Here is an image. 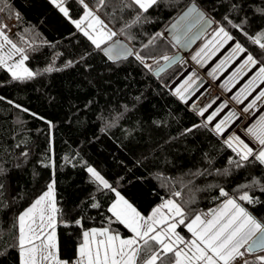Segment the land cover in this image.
Returning a JSON list of instances; mask_svg holds the SVG:
<instances>
[{"label":"trees","instance_id":"1","mask_svg":"<svg viewBox=\"0 0 264 264\" xmlns=\"http://www.w3.org/2000/svg\"><path fill=\"white\" fill-rule=\"evenodd\" d=\"M67 2L72 19H78L79 0ZM87 2L96 6V0ZM192 3L258 54V46L222 17L235 23L246 18L245 31L254 36L264 30V15L257 11L264 9V0H161L144 14L147 22L128 30L135 39L117 37L146 57L171 56L178 47L163 31ZM120 4L111 0L106 10L116 12L109 26L117 32L135 15L131 9L120 10ZM233 4L242 10L233 12ZM0 9V23L8 25L10 38L27 51L26 63L39 73L20 82L0 68V264H21L17 218L52 181L62 213L57 224L59 258L74 261L83 232L108 227L115 194L100 188L88 167L97 169L144 215L170 198L189 217L208 213L226 199L219 195L220 188L236 197L242 185L254 180L264 184V166L234 169L229 160L235 153L171 92L183 64L156 76L153 70L163 60L152 63L151 71L134 56L114 62L96 50L52 0H0ZM106 11L99 14L108 23ZM49 67L53 70L45 71ZM22 152L28 153L26 158ZM243 190L264 201L259 187ZM97 203L99 208L92 206ZM244 206L264 220V204ZM112 227L121 236L131 235L123 226ZM178 231L189 236L183 226Z\"/></svg>","mask_w":264,"mask_h":264},{"label":"snow or ice","instance_id":"2","mask_svg":"<svg viewBox=\"0 0 264 264\" xmlns=\"http://www.w3.org/2000/svg\"><path fill=\"white\" fill-rule=\"evenodd\" d=\"M110 2L111 0H96V6H91L87 0H79L82 15L78 19H72L67 0H52L59 11L71 20V23L83 33L95 49L114 62L134 56L137 61L151 71L152 65L147 63V59H153L156 64L163 60L166 64L159 69L160 72L174 64L187 63L182 57L176 56L163 55L159 59L151 56L146 57L118 40H114L118 35L124 34L130 40L135 39L128 30L147 22V16L144 14L148 13L149 9L160 3L161 0H121L120 10L131 9L135 15L130 23L125 22L121 26L119 32L109 26L117 19L115 11L111 13L106 11ZM231 8L233 12L242 10L240 4H233ZM2 10L0 9V11ZM100 10H105L106 14L110 15L108 23L101 18ZM257 11L264 15V9H257ZM17 19H19L18 14ZM222 19L258 46L260 51L257 56L249 52L223 24H220L218 28L214 29L212 39L191 59L196 64L203 66L205 58L215 55L220 47L232 42L234 46H231L230 53L220 60L208 75L218 78L217 73L226 70L227 65L244 54L242 62L222 85L227 87L246 69L250 70L259 65L256 75L241 89L240 95H244L249 93V89L257 81L264 84V30L254 36L249 35L244 27L249 23L246 18L240 23L233 22V19L227 15ZM180 22L188 24L183 33H179V27L182 26ZM215 23L218 22L209 17L198 5L193 4L180 16L177 24L172 25L173 39L176 44L188 47L200 38L199 33L189 36L192 28L201 27L202 31H206ZM9 32L8 25L0 23V51L6 47L9 49L7 58L0 55V68L6 69L13 80L20 82L31 80L39 73L26 66L25 62L29 59L27 51L10 38ZM157 36H163V33H158ZM154 40L155 38L149 44L154 43ZM185 41L186 43H183ZM210 45L212 46L211 50L206 51L209 50ZM144 47L147 48L148 45ZM16 54H19L18 60H14ZM52 70L51 67L45 69V71ZM199 86H201L200 79L197 73L192 71L175 89L174 94L186 103L187 98ZM232 99L242 102L236 96ZM260 99H264V90L260 91L256 97V100ZM214 103L215 100L198 109L199 115L205 117V123L202 125L205 128L216 120L224 108H227V103H222L209 113V109ZM16 107L20 108L21 106L16 105ZM253 107H255V100L242 112L248 113ZM22 110L28 111L27 109ZM205 113L208 115L205 116ZM240 119L241 114L230 111L210 130L217 136H225L231 123ZM195 127H201V125ZM188 131L191 132L192 129H188ZM246 131L256 141L257 147L249 146L234 133H228L224 138L226 146L235 153V156L229 160V164L234 169L245 168L253 164L264 166V115L259 118L257 124L247 127ZM21 155L26 158L28 153L22 152ZM2 171L0 169V172ZM87 171L100 188L115 194V200L108 208V212L111 214L107 220L108 227L92 228L83 232V241L79 245L76 264H264V220L258 219L244 206L245 203L249 205L264 204V201L250 195L249 191L243 190L257 186L260 192L264 193V184H261L259 180H254L252 184L242 185V190L236 197L230 196L228 192L220 188L219 195L226 199L218 209L211 210L209 213L194 214L189 217V214L175 199H168L153 209L152 214L146 217L137 211L121 195L120 191L113 187L95 168L88 167ZM230 171L225 170L224 174H230ZM3 188L4 185L0 184V189ZM180 195V192L174 193L176 197ZM92 206L100 207L98 203ZM60 215L62 213L54 196L53 182L49 185L48 190L17 218L21 264H68L67 261L59 258L56 228ZM76 223L83 226L79 220ZM112 225L123 226L132 235L127 238L122 237ZM181 226L187 229L191 238L186 239L184 235H181L177 230Z\"/></svg>","mask_w":264,"mask_h":264},{"label":"crops","instance_id":"3","mask_svg":"<svg viewBox=\"0 0 264 264\" xmlns=\"http://www.w3.org/2000/svg\"><path fill=\"white\" fill-rule=\"evenodd\" d=\"M219 26H220V22L215 23L214 26L210 29V31L207 32V34H205V36L202 37L201 40H199V42L194 46L192 50H190L188 54L190 61L189 62L187 61V63L184 64L185 67L171 82L170 89L171 92L174 93L175 89L180 86V84L187 77V75H189L192 71H195L200 79L201 86H199L198 89L194 90L193 94H191L187 98L186 104H188L189 107L199 115L198 109L207 106L213 100H215V103L213 104L212 108L209 109V113L213 109H215L218 105H222V103H227V108H224V110L220 113V115L216 118V120H214L212 124H209L208 126L212 128V126L216 122H218L221 118L227 115L230 111H235L236 113L241 114V119L235 121L234 123H231V126L229 127L228 132L225 133V136L228 135V133H234L240 136L241 139L245 141V143L249 144V146L255 148L257 147V143L247 133L246 128L257 124L259 122V118L262 115H264V99L256 100V97L258 96L259 92L264 90V84H261L259 81H257L256 84H254L252 88L249 89L250 94L245 93L244 95H240V91L242 88H244V86L248 83V81L251 80L256 75V73L258 72L259 65H257L256 67H252L250 70L246 69L245 72H242L240 76H238L235 80H233L227 87H223L222 85L224 84V81H226L231 76L232 72L235 71V69L242 62L244 58V54H241V56L236 58L234 62H231L229 65H227L226 70L217 73L218 78H213L212 76L208 75V73L215 67L217 63L220 62V60H222L225 56H227L230 53L231 46H234L232 45V42H229V44L220 47L219 50L215 52V55H210L209 57L205 58V63L203 66L196 64V62L191 59L192 56L196 54V52H198L209 40L212 39V36L214 34V29L218 28ZM226 29L230 31L228 28ZM231 34L236 38L237 41H239L245 48L248 49V47H246L235 34H233L232 32ZM211 48L212 46L210 45L209 50L206 51H210ZM8 51L9 49L6 47L3 51H0V55H4L5 58H7ZM248 51L251 52L254 56H257L250 49H248ZM19 58H20L19 54H16L14 56V60H18ZM9 62L11 63L13 61H9ZM25 64L27 67H29L26 62ZM234 96L239 97V100L242 102H237V100L232 99V97ZM254 100H255V107H253L250 110V112L243 113L242 110L245 107H247L249 104H251ZM207 115L208 113H205V116ZM199 117L201 116L199 115ZM201 118L205 122V117H201ZM225 136H219V137L224 141ZM222 203L216 208H213L212 210L218 209L222 205ZM133 207L135 206L133 205ZM137 211L139 210L137 209ZM141 214L144 215L143 213ZM198 214H202V213H198ZM144 216L147 217L150 215H144ZM188 238H191L190 233L187 239Z\"/></svg>","mask_w":264,"mask_h":264},{"label":"water","instance_id":"4","mask_svg":"<svg viewBox=\"0 0 264 264\" xmlns=\"http://www.w3.org/2000/svg\"><path fill=\"white\" fill-rule=\"evenodd\" d=\"M193 4L198 5L197 3H192L191 5H189L185 10L181 11V13H180V14H179V15H178V16H177V17H176V18H175V19H174L169 25H167V27H166L165 30L163 31L164 34H165L167 37H169V39H171V40L173 41V43L178 47V51H176V53H174V54L171 55V56L182 57V58L184 59L185 56H186L187 54H189L190 50H192V49L194 48V46L199 42V40H201L202 37H204L205 34H207V32H209L210 29L214 26V24H213L211 27L207 28L206 31H202L201 27H195V28H192L191 33H189V36H192V35H195V34H198V33H199L200 38H199V39H196V40H195L194 42H192L188 47H183L182 44L178 45V44L175 43V40L173 39V29H172V25H173V24H177V22L179 21L180 16H182L183 13H184L185 11H187V9H188L189 7H191ZM198 6H199V5H198ZM199 7H200V6H199ZM200 8H201V7H200ZM201 10L203 11L202 8H201ZM204 12L207 14L206 11H204ZM207 15H208V14H207ZM208 16H209V15H208ZM209 17H211V16H209ZM211 18H212V17H211ZM188 23H190V22H188ZM180 25H182V26L179 27V33H183V32L186 30V28L188 27V24H187V23H184V22H180ZM179 33H178V34H179ZM114 40H118L120 43H123V44L127 45L129 48H132V49H133V46H132L128 41H126V39L123 38L122 36H119V37H117V38L114 39ZM183 43H186V41L183 42ZM133 50L135 51V49H133ZM121 60H123V59H121ZM165 64H166V62L164 61L163 63H161V65H158V67H156V68L153 70V73H154L156 76H161L162 74H164L165 72H167L168 70H170L171 68H173V67L176 65V64H174V65H172L171 67H166L165 71L160 72L159 69H160L162 66H164ZM157 73H159V75H157Z\"/></svg>","mask_w":264,"mask_h":264},{"label":"rangeland","instance_id":"5","mask_svg":"<svg viewBox=\"0 0 264 264\" xmlns=\"http://www.w3.org/2000/svg\"><path fill=\"white\" fill-rule=\"evenodd\" d=\"M102 18V17H101ZM103 19V18H102ZM106 22V21H105ZM107 23V22H106ZM190 58H189V56H188V54L185 56V58L183 59V60H185V61H190L189 60ZM147 63H149V64H151L152 65V63H154V61H153V59H149V60H147ZM184 65V64H183ZM185 67V65L183 66V68ZM182 68V69H183ZM94 168V167H93ZM97 170V169H96ZM98 171V170H97ZM99 172V171H98ZM102 175V174H101ZM103 176V175H102ZM105 178V177H104ZM106 179V178H105ZM54 182V196H55V199H56V192H57V189H55L56 188V184H55V181H52L50 184H52ZM47 190H48V188H47ZM46 190V191H47ZM45 191V192H46ZM126 199V198H125ZM170 199H174V198H170ZM128 200V199H127ZM57 201V200H56ZM129 201V200H128ZM130 202V201H129ZM177 202V201H176ZM131 203V202H130ZM178 203V202H177ZM133 205V204H132ZM58 206V205H57ZM152 214V213H151ZM150 214V215H151ZM186 238V237H185ZM56 239H57V241H58V235H57V228H56ZM187 239V238H186ZM83 241V240H82ZM79 249V248H78ZM78 254V253H77ZM78 258V257H77ZM77 258L74 260V261H67L68 262V264H76V261H77ZM63 261H65V260H63Z\"/></svg>","mask_w":264,"mask_h":264}]
</instances>
